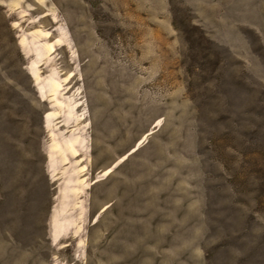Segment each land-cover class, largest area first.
I'll return each mask as SVG.
<instances>
[{
    "label": "rangeland",
    "instance_id": "1",
    "mask_svg": "<svg viewBox=\"0 0 264 264\" xmlns=\"http://www.w3.org/2000/svg\"><path fill=\"white\" fill-rule=\"evenodd\" d=\"M0 264H264V0H0Z\"/></svg>",
    "mask_w": 264,
    "mask_h": 264
}]
</instances>
